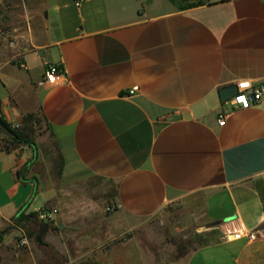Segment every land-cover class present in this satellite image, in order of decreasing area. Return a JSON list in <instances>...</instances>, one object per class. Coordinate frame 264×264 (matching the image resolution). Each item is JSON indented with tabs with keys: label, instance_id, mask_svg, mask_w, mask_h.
Here are the masks:
<instances>
[{
	"label": "crops",
	"instance_id": "obj_1",
	"mask_svg": "<svg viewBox=\"0 0 264 264\" xmlns=\"http://www.w3.org/2000/svg\"><path fill=\"white\" fill-rule=\"evenodd\" d=\"M262 80L264 0L0 2V116L39 119L35 147L0 130V264H98L199 204L215 238L160 264H264V104L218 123L223 89Z\"/></svg>",
	"mask_w": 264,
	"mask_h": 264
},
{
	"label": "rangeland",
	"instance_id": "obj_2",
	"mask_svg": "<svg viewBox=\"0 0 264 264\" xmlns=\"http://www.w3.org/2000/svg\"><path fill=\"white\" fill-rule=\"evenodd\" d=\"M31 221L35 225L39 221L46 223L39 217ZM212 226L201 204L193 209L175 206L164 215L137 224L133 230L115 232L111 238H105L98 251V264H160L174 261L181 254L213 240L215 236L204 234Z\"/></svg>",
	"mask_w": 264,
	"mask_h": 264
},
{
	"label": "built area",
	"instance_id": "obj_3",
	"mask_svg": "<svg viewBox=\"0 0 264 264\" xmlns=\"http://www.w3.org/2000/svg\"><path fill=\"white\" fill-rule=\"evenodd\" d=\"M4 0H0L2 2ZM85 0H73L76 7H81ZM63 74V71L59 70L56 65H49L45 70V82L55 84L57 78ZM238 93L231 99L224 101L222 104V111L218 118V123L220 126H225L228 117L232 112L237 110H246L253 107L260 106L264 104V80L262 81H240L237 84ZM139 89L136 87L131 91V94H135ZM13 129L20 130L25 127L24 122H18L12 124ZM115 207H109L108 212H116ZM38 217L43 222H51L55 219L56 211H49L46 209H40L37 211ZM241 233H236L235 236H240ZM251 240H256L257 235H249ZM21 243L26 245L27 239L22 238Z\"/></svg>",
	"mask_w": 264,
	"mask_h": 264
},
{
	"label": "trees",
	"instance_id": "obj_4",
	"mask_svg": "<svg viewBox=\"0 0 264 264\" xmlns=\"http://www.w3.org/2000/svg\"><path fill=\"white\" fill-rule=\"evenodd\" d=\"M59 70L62 69L61 65H56ZM39 119L36 116H30L25 120V127L20 130L13 129L12 125L7 123L3 117L0 116V130L5 132L6 135L12 140L13 143L18 144H25L30 147H35V140L33 137L34 127L38 126ZM28 170V167H25L23 169V173H26ZM38 217V214H31L29 216H22L19 220V224L23 223L24 221H31V219H36ZM8 230L0 233V243L3 241L4 236ZM186 253L181 254L180 257L184 256Z\"/></svg>",
	"mask_w": 264,
	"mask_h": 264
},
{
	"label": "water",
	"instance_id": "obj_5",
	"mask_svg": "<svg viewBox=\"0 0 264 264\" xmlns=\"http://www.w3.org/2000/svg\"><path fill=\"white\" fill-rule=\"evenodd\" d=\"M53 62L55 64H60L61 57L59 55L58 49H53ZM238 93V87L237 86H231L223 89L221 91V98L223 101H227L237 95Z\"/></svg>",
	"mask_w": 264,
	"mask_h": 264
}]
</instances>
